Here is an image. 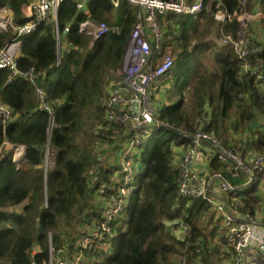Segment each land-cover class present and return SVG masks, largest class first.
<instances>
[{"label":"trees","instance_id":"trees-1","mask_svg":"<svg viewBox=\"0 0 264 264\" xmlns=\"http://www.w3.org/2000/svg\"><path fill=\"white\" fill-rule=\"evenodd\" d=\"M26 1L0 0V9L9 6L14 23L22 24L28 21L23 13ZM81 1H85L84 6L78 9ZM258 1L264 7V0H249L248 10ZM218 3L204 0L203 10L195 16L175 12L160 15V20L167 17L170 24L179 27L174 45L177 58L168 79L181 96L161 109L160 118L167 126L143 145L135 189L113 223L114 235L107 237L112 249L92 251L94 264H174L186 253L193 260L196 241L207 237L199 218L204 203L195 201L187 208L183 203L176 205L179 173L173 164V146L189 142L207 101L214 109L207 128H214L218 134L231 125L233 114L240 123L252 120L258 113L264 116V92L255 78L240 76L242 61L231 45H221L210 38L215 28L220 39L237 35L240 28L237 19L218 23L214 13L219 8L240 10L241 0H221L219 8ZM135 14L136 7L127 1L114 9L111 0H64L57 18L62 32L70 27L69 32L62 33V41L69 47L61 51L59 65L52 19L19 38V68L34 69L36 83L45 87L47 100L53 103L57 126L51 135L50 114L38 107L34 85L20 77L9 80L10 70H0V104L13 108L8 123L0 118V264L46 263L50 236L55 249L62 245L64 236L70 237L101 218L102 210L95 197L97 185L90 183L93 165L99 161L95 148L102 130L98 125L104 120V99L110 80L122 78L123 58ZM88 18L121 29L92 40L79 32L80 23ZM14 38L13 29L0 32V48ZM209 49L214 69L205 67L201 71L203 56ZM256 57L264 58V41L262 50L253 56ZM186 91L187 103L182 97ZM5 142L13 145L8 151H4ZM48 142L55 154V164L46 171ZM257 143L264 149L263 132ZM19 145L26 148V160L21 166L14 161V150ZM214 165L220 167L217 162ZM100 170L108 180L112 168L102 164ZM228 178L234 184L241 182L230 175ZM20 204L21 211L12 209ZM182 218L191 223L187 241L177 240L171 234V226L165 223ZM36 245L38 249H34ZM219 250L217 246L215 253L219 254ZM212 258L210 255L204 259L210 263Z\"/></svg>","mask_w":264,"mask_h":264},{"label":"built area","instance_id":"built-area-1","mask_svg":"<svg viewBox=\"0 0 264 264\" xmlns=\"http://www.w3.org/2000/svg\"><path fill=\"white\" fill-rule=\"evenodd\" d=\"M114 9L122 1L136 7V20L128 41L122 65L123 77L111 79L108 95L104 99V120L95 152L99 157L91 170L90 183L97 185L96 203L101 208L98 217L78 230L72 236H64L61 246L54 249L50 236L49 260L43 264H94L92 252L111 251L107 240L114 235L113 223L122 214L134 189L136 175L141 167L142 147L153 134L167 124L160 118L163 108L159 96L161 89L173 68L177 55L174 50L175 37L179 27L160 20L165 12L190 14L195 16L204 8V0H111ZM249 0H241V9L232 12L223 10L221 2L214 18L219 23L237 19L240 28L236 36L225 35L223 44L231 45L234 53L242 61L240 76H252L260 90L264 92V58L256 57L262 45L253 39L251 23H264V7L258 3L248 10ZM64 0H28L23 4V13L28 19L22 24L14 23V13L9 6L0 9V32L13 29L15 38L0 48V70H10L9 80L20 77L28 79L35 87L39 99L38 107L50 114L49 135L57 126L53 103L47 100L43 85L36 83L34 69L24 71L18 66L20 51L19 38L37 29L44 21L54 22L58 59L64 48L62 33L58 24V10ZM85 1L78 2V9ZM120 26L106 21L88 18L80 23L79 32L96 40L109 32H119ZM62 102L63 99L58 100ZM213 107L207 101L204 111L196 120V130L187 144L173 146V163L178 169L177 206L190 207L195 201L205 205L199 218L210 214L214 233L210 237L196 241V256L190 260L186 253L174 264H211L204 258L214 256L220 247L221 262L216 264H264V149L258 141L264 133V116L259 115L246 123L238 117L231 120L222 134L214 128L208 129L213 120ZM13 116V108L0 104V118L6 124ZM50 143L46 145L49 152ZM1 152V149H0ZM24 157V156H23ZM217 162L220 167H216ZM107 164L112 168L109 179L101 175L100 167ZM46 171L51 169L45 163ZM241 179L234 184L228 178ZM253 189L249 193L247 191ZM189 214H187L188 216ZM171 226V234L180 241H187L191 223L186 219H176ZM189 245H187L188 247ZM88 252V254H86ZM33 264H37L35 261Z\"/></svg>","mask_w":264,"mask_h":264},{"label":"rangeland","instance_id":"rangeland-1","mask_svg":"<svg viewBox=\"0 0 264 264\" xmlns=\"http://www.w3.org/2000/svg\"><path fill=\"white\" fill-rule=\"evenodd\" d=\"M211 2L213 0H210ZM210 38H215L216 41L219 40L220 37H218L217 35V30L216 28L214 29V31H212V34L210 35ZM212 49H209V50H206V54H204L203 56V59H202V62H203V65L201 66V71L205 68V67H208L210 70H213L214 69V62H213V54H212ZM193 85L195 84V81H193L192 83ZM171 90V89H170ZM168 91L167 94L171 97V101H176L181 95H180V92L176 89H173L172 91ZM173 94V95H172ZM167 95V96H168ZM185 98V102L187 103L188 102V91H186L184 93V95L182 96ZM234 115V114H233ZM26 155V152H23V150L20 151V154H24ZM14 154H15V151H14ZM17 154L14 155V157L16 156ZM24 155V156H25ZM54 151L49 150V152H45V163L48 165V167H51L53 168L54 167V164H55V158H54ZM15 161V160H14ZM174 164V163H173ZM223 172L224 174L229 177V175H227V172H226V169H223ZM22 206L23 205H19V206H15L13 207L12 209L15 210V211H21L22 210ZM212 219V216H210V214H208L205 219L201 218L200 217V222H201V225L203 226V231L204 233H206L208 236L212 237L213 236V233H211V231H213V225H215L213 223V221L209 222ZM39 246L36 245L34 249H38ZM222 259L220 258V255L219 254H214L213 258L210 260V263L211 264H216V263H219L221 262Z\"/></svg>","mask_w":264,"mask_h":264},{"label":"crops","instance_id":"crops-1","mask_svg":"<svg viewBox=\"0 0 264 264\" xmlns=\"http://www.w3.org/2000/svg\"><path fill=\"white\" fill-rule=\"evenodd\" d=\"M188 1H191V0H188ZM219 2H221V0H218ZM255 7V6H254ZM252 8V9H255V8ZM167 17H163V19H164V21L162 20V22H164V23H168L169 25H172V26H174V24H170V22L166 19ZM218 22V21H217ZM219 23V22H218ZM251 25H252V34H253V39H258V40H260L261 41V45H262V42L264 41V23L263 22H258V23H251ZM214 40H216L215 38H214ZM217 42H219L221 45H224L222 42H221V39L219 38V40H217ZM63 43H64V41H63ZM68 48L69 46H67L65 43H64V48L62 49V50H64L65 48ZM122 65H123V63H122ZM121 71H122V69H121ZM122 77H123V72H122ZM121 79V78H120ZM108 87V86H107ZM171 89V90H170ZM174 89V87H173V82H172V80H169L168 78H167V80H166V84H164V89H161L160 90V92H159V96H160V98H161V100H162V105L164 106V105H170V104H172L173 102L171 101V97L167 94V92L170 90V91H172ZM107 90H108V88H107ZM168 95V96H167ZM173 95V94H172ZM179 99V98H178ZM210 103V102H209ZM211 104V103H210ZM260 115V113H258V115L257 116H259ZM236 118L237 116H232L231 118H230V123H231V120H232V118ZM13 147V145L10 143V142H5L4 143V151H8V150H10L11 148ZM23 148V149H22ZM20 150H24L23 152H26V148H25V146L24 145H19V146H17L16 148H15V154H17L15 157H14V160L15 161H17L18 162V164L21 166L23 163H24V161L26 160V155H25V153L22 155V154H20L19 152H20ZM17 151V152H16ZM14 154V155H15ZM19 154V155H18ZM25 155V156H24ZM24 156V157H23ZM92 260L93 259H95V258H91Z\"/></svg>","mask_w":264,"mask_h":264},{"label":"water","instance_id":"water-1","mask_svg":"<svg viewBox=\"0 0 264 264\" xmlns=\"http://www.w3.org/2000/svg\"><path fill=\"white\" fill-rule=\"evenodd\" d=\"M178 221L174 220V221H169V220H165V223L168 225V226H172L174 224H177Z\"/></svg>","mask_w":264,"mask_h":264},{"label":"bare ground","instance_id":"bare-ground-1","mask_svg":"<svg viewBox=\"0 0 264 264\" xmlns=\"http://www.w3.org/2000/svg\"><path fill=\"white\" fill-rule=\"evenodd\" d=\"M23 149V148H22ZM21 151V150H20ZM24 151V150H23ZM17 152V151H16ZM20 153V152H19ZM19 155V154H18Z\"/></svg>","mask_w":264,"mask_h":264}]
</instances>
